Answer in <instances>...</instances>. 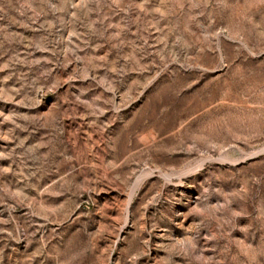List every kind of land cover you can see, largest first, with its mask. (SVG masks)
I'll list each match as a JSON object with an SVG mask.
<instances>
[{"label":"rangeland","instance_id":"obj_1","mask_svg":"<svg viewBox=\"0 0 264 264\" xmlns=\"http://www.w3.org/2000/svg\"><path fill=\"white\" fill-rule=\"evenodd\" d=\"M0 264H264V0H0Z\"/></svg>","mask_w":264,"mask_h":264},{"label":"bare ground","instance_id":"obj_2","mask_svg":"<svg viewBox=\"0 0 264 264\" xmlns=\"http://www.w3.org/2000/svg\"><path fill=\"white\" fill-rule=\"evenodd\" d=\"M142 176V175H141ZM140 183V182H139ZM135 184V183H134ZM136 186H137V184H136ZM133 189H134V187H133ZM135 190V189H134ZM131 197V196H130ZM130 197H128V198H130ZM129 200H131V199H129Z\"/></svg>","mask_w":264,"mask_h":264}]
</instances>
